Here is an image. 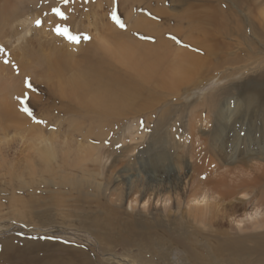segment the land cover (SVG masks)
<instances>
[{
  "label": "rangeland",
  "instance_id": "1",
  "mask_svg": "<svg viewBox=\"0 0 264 264\" xmlns=\"http://www.w3.org/2000/svg\"><path fill=\"white\" fill-rule=\"evenodd\" d=\"M180 1L5 3L11 15L0 18V264H264V252L252 249L261 226L239 233L236 227L242 223L232 221L264 207L257 199L264 177L258 184L247 182L256 186L231 199L209 200V210L202 212L226 216L220 229L215 223L210 228L197 224L187 204L166 199L168 191L159 200L143 195L147 173H157L153 157L161 153L169 155L161 168H170L171 178L179 174L181 179L187 171L189 176L198 164L200 182L206 176L247 177L264 169L262 156L252 150L246 155L244 144L240 151L230 137L224 146L214 143L217 114L201 112L212 103L224 106L227 132L236 106L247 111L254 104L246 103L244 93L247 82L264 74V0ZM56 7L66 19L53 12ZM215 11L224 17L215 19ZM21 19H27L24 25ZM56 27L68 28L78 42L57 35ZM124 39L160 45L166 54L154 78L137 81L124 61L108 56L106 48ZM180 54L194 56L197 68L182 84L165 81L163 73ZM59 59L64 64L60 75L53 72ZM95 62L102 80L91 72ZM84 75L95 91L87 83L86 91L69 92L66 80ZM113 78L123 84L133 78L137 90L104 117L96 110L111 107L92 103L90 96L103 87L100 82ZM257 120L264 122V117ZM257 120L238 129L243 138ZM44 138L47 144H40ZM206 138L213 146L211 156ZM47 145L52 150L45 167L37 148ZM231 238L240 239L245 252L220 246Z\"/></svg>",
  "mask_w": 264,
  "mask_h": 264
},
{
  "label": "bare ground",
  "instance_id": "2",
  "mask_svg": "<svg viewBox=\"0 0 264 264\" xmlns=\"http://www.w3.org/2000/svg\"><path fill=\"white\" fill-rule=\"evenodd\" d=\"M1 1H2V5L0 4V18H2L4 15L7 16V18H8L11 15L10 7L7 4H5L6 2H8V0H1ZM184 1L185 0H182L180 2H184ZM229 1L235 2L236 0H229ZM222 13L223 12L217 13L215 11V15H214L215 19L223 18L224 16L222 15ZM229 14H227L226 16L229 17L230 16ZM263 15H264V12H263ZM25 20H27V19H23V20L21 19V20H18V22L20 24L24 25ZM207 20H208V18H207ZM9 23H11V22H9ZM200 36H202V35H200ZM196 39L198 40V38H196ZM124 40H118L117 42L115 41L116 43H114L113 45L110 44V46H108L106 48V51L108 52V56H111L112 58L117 57V59L124 61L128 65V67L134 71L132 77L135 78L137 81L139 79L147 81L145 79H147L151 76L153 77L154 73L157 71V67L160 66V64L163 62L162 59H160L161 54L163 57L166 53L164 55H163V53H161L162 48L160 47V45L146 47L145 45L136 44V43L127 41L126 39H124ZM164 44H165V42H164ZM163 47H165V46H163ZM164 52H166V50H164ZM60 55L61 54H59V56ZM165 57H167V56H165ZM184 57H185V59L183 60ZM62 58H64V57H62ZM55 59L58 61L57 58H55ZM60 59H61V57H60ZM60 59H59V62H55V65H53L54 71L52 70L53 72H55L58 75H60V69L63 68V65H64V64L63 65L59 64V63H61ZM163 59H164V57H163ZM63 60L65 61V59H63ZM159 60H161L162 62ZM159 62H161V63L158 65ZM95 63H97V62H95ZM197 66H198V61L196 60V58L194 56L180 54V55L175 57L172 66L168 69V72L163 73L161 78H165V81H168V80L169 81H175L176 83L182 84L184 81L188 80L187 78L190 76V74H192L194 72V70L197 68ZM90 67H92V66H90ZM95 67L93 66V68H94L93 70L94 71L96 70V71L93 72V70H92L91 72L95 73L94 75H95L96 79L102 80V73L99 72V70H98V63L95 65ZM48 70L50 71V68ZM82 70H84V69H82ZM86 70L88 71L89 68L88 69L86 68L84 72H86V73L90 72V70H89V72H87ZM89 75H91V73ZM88 77H90V76H88V75L87 76L84 75L83 77L82 76L81 77L80 76H74V77H70L68 80H66L70 86L69 92L72 91V92H81L82 93V92L87 90V83H88V85H92V87H93L94 83L91 84V82H92L91 80L89 81L90 83L87 82ZM95 78L92 77V79H95ZM133 78H128L127 84H123L117 78L110 79V81H106V82H100L98 85L102 84L103 87L101 89H98V91L96 89L95 95H94L95 90L93 87L94 91L93 90L92 91L94 93H92L93 95H91V94L90 95L92 97L94 96V98H91V96H90V101H91V99H93V102L92 101L91 102L98 105V106H101V107L103 106L106 108L111 107L110 109L96 110L98 115H101V116L103 115L104 117H106L108 115V110L115 111L117 109H121L120 106L122 104L124 95H126V96L127 95L128 96L133 95L134 92H136V90H137L136 84L131 80ZM95 81L96 80H93V82H95ZM88 87L90 88V86H88ZM88 92H90V91H88ZM81 93H80V95H81ZM75 94H78V93H75ZM244 95L246 96L245 101L249 106H251L253 104V101H254V104L251 107H249L247 111H242V110H240V106H236V109H235V111L237 112L236 119L234 118V119L228 121V123L229 122H232V123H229L227 132H224V130L227 127V121L223 120L224 118L226 119V116H227V112L224 110L225 109L224 106H222V107L220 106V108H218L215 105V103H212L209 106L203 107L201 112H209V113L214 112L215 115L217 114V116H216V129H217V131L214 130L213 136H212L214 143H219V144L221 143L224 146L226 139L230 137V138L236 140V141H232L233 147H234V145H238V146L241 145V147H242V144H244L245 146H247V149L243 150V152L246 155L250 156L251 155L250 153H252V152H250V150H252V151H254L253 152L254 154H260L262 156V159H264V148H263L264 147V122L257 120V119H262L264 117V74H260L258 76V78H255L252 81H249L246 83ZM257 109H258V111H257ZM247 112H248V114H247ZM254 112H257L256 113L257 115H255ZM238 113H240L242 115H238ZM249 114H250L251 118L249 120H247L246 116H248ZM243 117H244V119H242ZM254 120H257L256 126L250 130H249V128H247V131H246L247 135H245V137L243 138L241 136V133L238 131V129H240V127L242 128L244 125H245V129H246V124H248ZM231 124H233V126H231ZM44 142L47 144V141L45 138H44V140H41L39 143L43 144ZM46 144L43 145V147H46ZM204 145H205V149L210 148L208 153H209V156H211V154L213 153V146H212V148L210 147L209 138H206ZM47 146L48 147L46 149L37 148L38 155L41 153L43 156L42 157L40 155L41 159L45 160V164H44L45 167L49 163V155L51 152L50 150H52L51 146H49V145H47ZM239 148H240V146H239ZM92 149H94V148H92ZM224 150L225 149L222 147L221 154L224 156V159L226 161H228V158L226 157L227 154H225ZM241 150L242 149L240 148V151ZM84 154H86V153L84 152ZM166 156H169V155H164L161 153V154H157L155 157H153L154 167L156 168V171L155 170L154 171L157 173H152V174L147 173L148 174L147 177L149 179H148V182L146 181L147 182L146 185L143 186V192H144L143 195H145L147 197V199H148L147 201H149L152 196L157 197V199L159 200L161 197H163L164 193L166 191H168V192H166L167 194L165 193L167 195V198H166L167 200L170 201L171 196H172V198H173L172 200H175V202L178 205L181 203H185V205L187 204L193 221L197 222V224L199 223L201 225H203V224H205L206 226L208 225L209 228H210V226L212 227V223H215L219 227L221 224H224L225 222H227L224 219V218L227 219L226 216H223V215L214 216L212 214H208L207 213L208 211H206V213H207L206 215L203 214L202 211L209 210L208 208L211 205V203H209L210 199H214V201L220 200V199H226V198L231 199L232 197H234L236 195V193H238V191H241L240 193H244V191L252 190L256 186V184H258V182H260V180L264 177V169H262L260 172H254L251 176H247V177L239 176L238 178H236V177L232 176L228 179L227 175H229V174H220L219 176H217L216 179H213L209 176H206V178L202 182H200L197 180V177L199 178V176H202V173H201L202 171H201V164H198L196 167L192 168V171H190L189 176H186L189 173L187 171V172H184V176L182 175L181 179L179 178V174L177 177L171 178L172 175H175V174H173V171L171 173L170 168H167L168 170H166V168L164 169L163 166H162L163 168H161V164H163V162L167 160ZM190 158H192V155H190ZM244 161H247L246 158H244ZM33 167L35 169H37L36 166H33ZM214 167L216 168V164L214 165ZM214 167H212L211 170L215 169ZM43 169L44 168H42V167L39 168V170H41V171ZM174 170H176V169H174ZM192 172H195V174L194 173L192 174ZM162 175H164V178H162ZM18 176L20 177V175H17V177ZM156 176H157V178L155 179L154 177H156ZM183 181H184V185H182ZM185 182L187 183V186H186ZM247 182L256 183V184H247ZM193 183H195V185H197L195 188L191 185ZM191 186L193 187L192 190H191V188H192ZM203 187L207 188L208 191H205L206 189H203ZM259 189H261V190H260V193L258 194L257 199H261V201H259L258 203L264 202V199H263L264 198V185L260 186ZM167 200H165V201H167ZM191 202L195 203L196 205H194V206L191 205L190 204ZM212 204L215 205L216 203L213 202ZM201 206H204V207H201ZM201 212H202V214H201ZM260 212H262V213H260ZM263 214H264V207L261 209V211H259V208L257 207L255 209V211L253 212V214L247 215V217L245 219H242L240 221L237 220L236 218L232 219L233 222L240 223V224L242 223V225H237V227H236V229L238 230L239 233L240 232L242 233L247 228L249 229L250 226L251 227L257 226V225L259 227L261 226L262 233L255 236L254 244L252 245L253 251H257L259 253L264 252V215ZM220 219H221V222H220ZM139 224H141V222ZM220 227H219V229H220ZM222 231L226 232L225 230H222ZM239 233L237 235L236 232H230V234H231L230 237L239 236ZM243 235H246V234H243ZM178 236H180V235H178ZM248 236H251V234ZM226 238H228V237H226ZM240 243H241L240 239L231 238L228 241L223 239L220 242V246L225 247L228 250L243 253V252H245L246 248L239 245ZM253 259H254V257H253ZM255 259L257 260L258 258H255ZM254 260H252V261H254ZM259 260H263V259H259ZM257 262H261V261L257 260ZM261 263L263 264V262H261Z\"/></svg>",
  "mask_w": 264,
  "mask_h": 264
},
{
  "label": "snow or ice",
  "instance_id": "3",
  "mask_svg": "<svg viewBox=\"0 0 264 264\" xmlns=\"http://www.w3.org/2000/svg\"><path fill=\"white\" fill-rule=\"evenodd\" d=\"M65 3H67V0H64ZM53 12L58 15V16H61L62 18L66 19V17L64 16V13L61 12L60 8L56 7V8H53ZM113 18L114 19H117L115 17V14H113ZM42 23V21L40 20H37L36 21V25L37 26H40V24ZM117 23H119V20L117 19ZM123 27V25H121ZM55 32L57 35H60V36H68L69 39L71 40H74V41H77V37L75 36H70L69 35V30L68 28L64 27V28H60V27H56L55 28ZM86 39H90V37H85ZM78 42V41H77ZM26 112H28V114L31 116L32 113L26 108L25 109ZM33 119H35V117H33ZM38 123H42V121H37Z\"/></svg>",
  "mask_w": 264,
  "mask_h": 264
}]
</instances>
